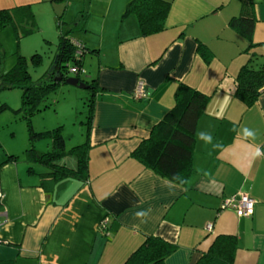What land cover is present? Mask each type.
Wrapping results in <instances>:
<instances>
[{
  "label": "crops",
  "instance_id": "obj_1",
  "mask_svg": "<svg viewBox=\"0 0 264 264\" xmlns=\"http://www.w3.org/2000/svg\"><path fill=\"white\" fill-rule=\"evenodd\" d=\"M53 1L0 0V11L29 6L36 25L32 6ZM130 1L88 0L89 12L69 28L87 49L89 79L98 89L80 138L90 146L87 181L45 183L47 192L41 176L47 169L26 159L28 134L19 140L14 130L0 131V264H126L151 236L175 246L163 264H197L222 235L236 240L233 264H264V158H255L264 146V90L250 107L234 95L250 55L255 65L264 63V0H254L248 51L250 43L228 25L241 12L238 0H165L171 2L165 29L147 37L137 16L125 15ZM198 43L210 50L208 63ZM139 82L148 95L135 99ZM180 83L209 96L182 185L131 156L173 108ZM244 128L255 139L245 138ZM198 132L210 133L219 147ZM41 146L34 144L38 155L45 153ZM71 162L66 166L75 168ZM241 194L255 201L250 217L221 208Z\"/></svg>",
  "mask_w": 264,
  "mask_h": 264
},
{
  "label": "trees",
  "instance_id": "obj_2",
  "mask_svg": "<svg viewBox=\"0 0 264 264\" xmlns=\"http://www.w3.org/2000/svg\"><path fill=\"white\" fill-rule=\"evenodd\" d=\"M241 12L229 20V27L242 35L252 47V35L256 22L254 13V0H238ZM171 8V2L165 0H132L128 3L125 15L135 14L138 18L140 34L143 37L158 34L165 29L166 19ZM24 23V24H23ZM34 17L29 6L14 10L0 11V31L11 27L17 38L19 27H23L22 34L34 32ZM57 44V62L55 70L49 74L48 70L37 81H32L26 68L24 59L18 56L15 64L6 72L0 70V90L20 89L22 93L21 107L13 110V114L21 115L26 122L28 142L30 147L26 150V159L42 164L46 173L42 174V187L49 192L48 183L52 187L56 182L64 179H73L85 182L88 179L87 159L89 144L84 143L65 151L61 136V127L44 132H35L30 118L36 114L41 104L54 93L63 82H54L55 71L69 76V68H83V58L87 52L85 46L71 37L70 32H64L60 25ZM81 44V55L77 57L78 48L73 42ZM95 53L96 51H90ZM198 55L209 62L212 54L202 43L197 46ZM82 57V59H81ZM3 58V54H1ZM34 65H40V55L34 54ZM254 55H250L247 63L243 65L235 77V97L246 107L252 106L264 90V63L255 65ZM1 60V59H0ZM54 61V60H53ZM53 61L50 66H52ZM1 65V63H0ZM84 69V68H83ZM83 76V75H82ZM75 77V76H74ZM81 76H76L80 80ZM81 81V80H80ZM90 86L88 99V119L94 107V97L97 89L95 79L90 82L82 81ZM175 103L171 110L152 128L148 139L142 141L140 146L132 153V157L144 166L154 171L160 177L176 184H184L191 174V158L194 147V133L199 118L205 113L209 96L180 83L175 93ZM10 110L7 104H0V113ZM40 140H51V148L44 154L38 155L34 144ZM264 151V146H262ZM71 155L76 159V167L70 168L58 164L56 161ZM47 188V189H46ZM175 246L158 237H148L140 247L130 256L126 264H163L164 260L174 252ZM236 251V240L232 236H217L208 251L200 258L197 264H233Z\"/></svg>",
  "mask_w": 264,
  "mask_h": 264
},
{
  "label": "rangeland",
  "instance_id": "obj_3",
  "mask_svg": "<svg viewBox=\"0 0 264 264\" xmlns=\"http://www.w3.org/2000/svg\"><path fill=\"white\" fill-rule=\"evenodd\" d=\"M87 3L88 0H54L53 2L34 4L32 6L36 23L34 32L23 35V27H19L20 38H17L10 27L0 31V58L3 53V58L0 60L1 71H8L15 64L17 57L21 56L32 81L39 80L51 68L50 64L57 52L60 33L57 28L58 20L64 22L61 30L69 31V28L74 25L76 17L81 19L82 14L86 16V13L89 12L86 7ZM34 54L40 55V65H34L32 60ZM89 59V56H84L85 74L80 77L81 81H90L88 75L91 72ZM68 77H73V75L69 73ZM21 97L20 89L0 90V104H8L10 107V110L0 113V131L9 133L14 130L16 139L19 140L24 139V137L27 138L26 122L21 115L13 114V110L17 111L21 107ZM89 97V90L60 85L41 104L40 110L30 118L33 130L44 132L61 127L65 151L81 144L83 140L80 141V138L86 131ZM38 142L42 143L40 150L43 152L50 150V146L48 147V144L50 145L49 140ZM74 160L73 156L66 155L58 159L57 163L66 165L70 164V161L74 163Z\"/></svg>",
  "mask_w": 264,
  "mask_h": 264
},
{
  "label": "built area",
  "instance_id": "obj_4",
  "mask_svg": "<svg viewBox=\"0 0 264 264\" xmlns=\"http://www.w3.org/2000/svg\"><path fill=\"white\" fill-rule=\"evenodd\" d=\"M74 45L78 48V51L76 52L77 57L82 56L81 55V44L78 42H73ZM82 59V57H81ZM69 73L72 74L73 76H82L85 74V70L79 69L78 67L74 66L69 68ZM147 93L145 91L144 83L139 82L135 88V91L133 93V96L135 99H142L147 97ZM2 201V186L0 183V204ZM254 205L255 201L251 199L249 196L241 194L238 197H230L227 199H224L221 208L222 209H232L238 217H250L252 216L254 212ZM107 226V221L104 220L101 222L100 227L105 230ZM210 228V226H208Z\"/></svg>",
  "mask_w": 264,
  "mask_h": 264
},
{
  "label": "clouds",
  "instance_id": "obj_5",
  "mask_svg": "<svg viewBox=\"0 0 264 264\" xmlns=\"http://www.w3.org/2000/svg\"><path fill=\"white\" fill-rule=\"evenodd\" d=\"M243 134L245 138H252L255 139L256 132L254 130L244 128ZM197 137L199 140L203 141L205 144H212L214 148L219 147L218 144H213V137L210 133L207 132H198ZM255 158H264V151H262L259 147H257L255 152ZM138 217L146 216V212H138L136 214Z\"/></svg>",
  "mask_w": 264,
  "mask_h": 264
},
{
  "label": "water",
  "instance_id": "obj_6",
  "mask_svg": "<svg viewBox=\"0 0 264 264\" xmlns=\"http://www.w3.org/2000/svg\"><path fill=\"white\" fill-rule=\"evenodd\" d=\"M56 59H57V56L54 58L53 64L48 71L49 74L55 70V66H56V62H57ZM53 81L54 82H63L64 85H67L70 87H75V88L82 89V90H89L90 89L89 85L80 81L78 78H76L74 76L73 77H66L65 79H63L62 73L59 72L58 70L54 72Z\"/></svg>",
  "mask_w": 264,
  "mask_h": 264
}]
</instances>
